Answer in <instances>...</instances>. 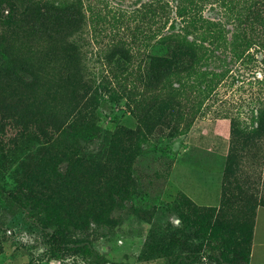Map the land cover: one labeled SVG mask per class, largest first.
Listing matches in <instances>:
<instances>
[{"label":"rangeland","instance_id":"374dc122","mask_svg":"<svg viewBox=\"0 0 264 264\" xmlns=\"http://www.w3.org/2000/svg\"><path fill=\"white\" fill-rule=\"evenodd\" d=\"M11 1L72 17L37 51L48 73L29 87L2 66L18 29L0 6V264H216L217 238L231 264H264V134L253 132L264 36L242 27L251 0L200 2L216 21L223 1L216 38L201 20L181 32L178 0ZM172 33L192 64L151 86L148 58Z\"/></svg>","mask_w":264,"mask_h":264},{"label":"trees","instance_id":"16d2710c","mask_svg":"<svg viewBox=\"0 0 264 264\" xmlns=\"http://www.w3.org/2000/svg\"><path fill=\"white\" fill-rule=\"evenodd\" d=\"M201 1L203 0H178L182 5L176 6L177 17L173 19V22L179 21V30L187 33L186 30L193 27L196 21H204L214 27L212 36L216 38L224 31L222 21L225 12L221 8L223 1L214 2L218 6L221 15L216 21L203 18ZM3 3L6 4L8 17L14 20L18 33L16 35L12 34L9 47L3 48L1 53L2 66L10 72L9 76L14 78H17L18 72L21 71L22 77L18 83L29 87L33 86L38 76L46 77L48 73L37 61V51H41L48 44H54L55 38L60 34V26L68 21L69 17H72L70 14L71 9L53 5L28 4L20 12L11 0H0V6ZM173 25L174 23L171 25L172 28ZM242 27L245 33L264 36V0H251ZM180 37L181 34L178 33L169 34L161 42V45L165 47V52L149 56L146 80L149 85L159 86L164 83L169 75L190 69L193 55L184 52L185 46L183 44L186 40L184 37L181 39ZM16 41H18V44ZM194 44L195 42H191V47H194ZM244 44L249 48L255 43L244 39ZM59 74L64 79L69 77L68 75L64 77L61 72ZM255 123L256 127L253 132L258 133L261 130L264 134V118H259ZM227 162L231 163L230 157ZM262 206H264V202H262ZM216 241H218V245H214ZM207 250L216 264H231L227 257L229 253L218 238L213 239V243L208 245ZM193 258H197V255H194ZM242 260L247 263V258L244 257Z\"/></svg>","mask_w":264,"mask_h":264}]
</instances>
